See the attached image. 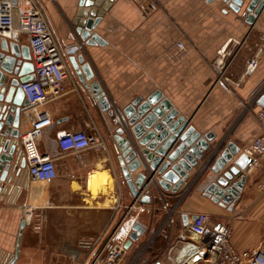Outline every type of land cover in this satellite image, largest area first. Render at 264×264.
<instances>
[{
	"label": "crops",
	"instance_id": "crops-1",
	"mask_svg": "<svg viewBox=\"0 0 264 264\" xmlns=\"http://www.w3.org/2000/svg\"><path fill=\"white\" fill-rule=\"evenodd\" d=\"M37 1L70 71L64 93L49 95L42 105L51 124L36 142L39 153L53 159L57 176L49 183L31 179L21 142L16 145L8 173L0 182V264H76L87 244L103 231L122 223L116 242L126 243L137 222L145 232L118 262L128 264L140 244L162 225L164 202L174 210L175 239L178 232L186 233L183 214L189 222L204 212L230 226L231 244L237 251L264 253V189L260 187L264 160L247 155L251 162L229 182L244 178L229 211V206H220L205 193L217 177L211 171L214 160L204 168V162L198 161L176 193L147 188L151 201L140 203L121 174L114 141L120 125L112 120L137 97L145 99L159 91L201 135H213L209 145L232 143L243 153L260 133L254 114L264 110L255 103L264 88V7L250 25L244 16L250 0L238 13L222 0H154L157 10L146 19L141 18L137 2L114 0L90 31L104 44L86 45L71 25L79 0ZM14 43L29 49L24 35ZM176 43H182L185 51L173 60L169 52ZM76 44L81 45L79 52L93 73L89 80L82 72V80L77 77L70 61L75 55L65 53ZM220 51H224L222 58ZM251 59L257 66L246 73ZM220 61L222 71L217 67ZM93 83L100 85L113 115L98 106L90 89ZM24 128L22 118L20 133ZM74 131L98 135L103 146L63 153L57 135ZM141 171L130 173L131 178ZM163 248L165 243L150 252L144 263L164 259Z\"/></svg>",
	"mask_w": 264,
	"mask_h": 264
},
{
	"label": "water",
	"instance_id": "water-1",
	"mask_svg": "<svg viewBox=\"0 0 264 264\" xmlns=\"http://www.w3.org/2000/svg\"><path fill=\"white\" fill-rule=\"evenodd\" d=\"M114 0H79L71 25L81 42L86 45L104 44L96 34L90 31L100 22L111 8ZM230 9L238 13L246 0H222ZM264 7L262 0H250L244 8L245 21L252 24ZM80 44L72 45L65 53L70 57L77 77L81 72L89 80L93 73L82 53ZM33 65L27 47H19L14 42L0 36V182L4 181L16 145L20 144V123L22 112L30 107L24 98L20 85L34 80ZM43 81V80H42ZM100 109L113 115L110 104L98 83L90 87ZM255 103L264 109V88L260 89ZM124 122L115 130L114 141L117 147L118 163L121 174L132 195L140 203L149 204L151 196L147 188L163 192L176 193L187 180L188 174L198 161L205 167L211 160V171L217 175L215 181L206 189V195L212 201L231 210L244 178L232 184L229 182L240 174L251 162V158L240 153L232 143L223 142L209 145L213 139L211 133L201 135L190 121L179 115L170 101L155 91L145 99L137 97L119 111ZM125 133L126 137H123ZM23 166V163H22ZM141 168L133 180L130 173ZM201 168V169H202ZM200 169V170H201ZM193 180V179H192ZM142 192H145L143 195ZM195 216L191 217L193 220ZM182 226L188 224V216H181ZM23 223H21V228ZM121 232L124 234L125 229ZM145 228L139 223L132 224L124 249L142 236ZM21 234V231L19 235Z\"/></svg>",
	"mask_w": 264,
	"mask_h": 264
},
{
	"label": "built area",
	"instance_id": "built-area-1",
	"mask_svg": "<svg viewBox=\"0 0 264 264\" xmlns=\"http://www.w3.org/2000/svg\"><path fill=\"white\" fill-rule=\"evenodd\" d=\"M138 3L141 18L146 19L157 10L154 0H133ZM20 35L29 40L30 57L33 65L34 80L23 83L20 88L30 107L22 112L25 128L20 133L22 156L26 162L28 176L36 182L49 183L57 174L54 161L48 155H41L37 149V140L51 121L42 110L48 96H59L64 93V80L70 71L64 63L63 49L55 37L44 10L37 0H0V36L18 41ZM185 51L182 43H176L169 52L170 59H178ZM219 55L224 56V51ZM255 59L248 61L245 72L255 70ZM217 67L222 71L220 61ZM43 80V81H42ZM260 133L243 150L248 156L264 160V110L254 114ZM115 124L122 125L124 118L115 114ZM57 142L63 153H79L90 148L103 146L102 139L88 135L84 131L58 133ZM264 189V183L260 186ZM164 220L162 225L138 249L135 257L128 264H145L147 250L154 249L155 238L166 228L167 236L162 254L164 259H155L152 264H264V253L258 251H237L231 244L229 225L213 221L208 213H198L188 222L186 233L178 232L172 239L174 225L173 209L167 202L162 205ZM122 223L103 231L91 243L87 244L84 256L76 264H118L125 255L123 242H116ZM172 239V240H171ZM156 251V250H155ZM165 259L168 263H165Z\"/></svg>",
	"mask_w": 264,
	"mask_h": 264
},
{
	"label": "rangeland",
	"instance_id": "rangeland-1",
	"mask_svg": "<svg viewBox=\"0 0 264 264\" xmlns=\"http://www.w3.org/2000/svg\"><path fill=\"white\" fill-rule=\"evenodd\" d=\"M161 232L158 234V236L155 238V241H154V244H153V250L150 249V250H147V252L145 253V257L150 255V252L154 251V250H159L161 249L162 245H164L165 243V239H166V236H167V230L166 228H162L160 230ZM175 237V234H174V231L172 232V238L174 239ZM172 240V239H171ZM147 241V239L145 240V242ZM144 244H140V248L143 247Z\"/></svg>",
	"mask_w": 264,
	"mask_h": 264
}]
</instances>
